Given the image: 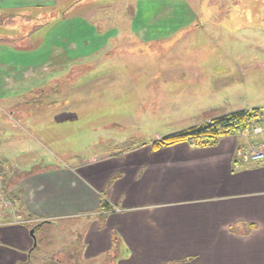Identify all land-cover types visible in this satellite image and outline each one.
Returning a JSON list of instances; mask_svg holds the SVG:
<instances>
[{
    "label": "crops",
    "instance_id": "1",
    "mask_svg": "<svg viewBox=\"0 0 264 264\" xmlns=\"http://www.w3.org/2000/svg\"><path fill=\"white\" fill-rule=\"evenodd\" d=\"M161 2L138 0L133 33L161 28L149 18L166 8ZM59 23L54 36L49 27L50 37L34 48L0 44V194L11 203L0 205V264H37L42 259L32 257L37 245L30 231L45 243V227L69 222L81 231L78 252L86 264L107 257L111 264H264V164L235 167L243 146L238 135L212 147L153 150L165 138L154 131V141L87 159L71 153L65 164L31 134L29 127L52 110L38 112V96H32L53 76L50 48L89 32L78 18ZM93 40L91 48L101 53L111 37L106 32Z\"/></svg>",
    "mask_w": 264,
    "mask_h": 264
},
{
    "label": "rangeland",
    "instance_id": "2",
    "mask_svg": "<svg viewBox=\"0 0 264 264\" xmlns=\"http://www.w3.org/2000/svg\"><path fill=\"white\" fill-rule=\"evenodd\" d=\"M150 1L168 9L149 17L164 26L133 33L138 0H0L1 45L34 48L66 19L89 27L79 39L66 38L70 45H52L53 76L32 95L38 112L52 110L31 134L61 163L71 153L87 159L154 141V131L173 135L209 115L264 111V0ZM106 32L111 40L99 53L90 43ZM45 228V243L34 235L37 264H86L77 222ZM104 259L88 264H111Z\"/></svg>",
    "mask_w": 264,
    "mask_h": 264
},
{
    "label": "trees",
    "instance_id": "3",
    "mask_svg": "<svg viewBox=\"0 0 264 264\" xmlns=\"http://www.w3.org/2000/svg\"><path fill=\"white\" fill-rule=\"evenodd\" d=\"M263 120L264 111L261 109L232 112L169 135L154 142L151 148L158 150L182 143L192 148L212 147L217 145L221 138L238 135L245 128L250 127L252 121L259 123Z\"/></svg>",
    "mask_w": 264,
    "mask_h": 264
},
{
    "label": "built area",
    "instance_id": "4",
    "mask_svg": "<svg viewBox=\"0 0 264 264\" xmlns=\"http://www.w3.org/2000/svg\"><path fill=\"white\" fill-rule=\"evenodd\" d=\"M238 136L243 140V146L236 150L238 162L236 168L246 164H264V120L262 122L252 121L250 127L241 131ZM6 201V202H5ZM4 207L11 205L9 200H5L0 194V205Z\"/></svg>",
    "mask_w": 264,
    "mask_h": 264
},
{
    "label": "water",
    "instance_id": "5",
    "mask_svg": "<svg viewBox=\"0 0 264 264\" xmlns=\"http://www.w3.org/2000/svg\"><path fill=\"white\" fill-rule=\"evenodd\" d=\"M30 236H31L32 238H34V230H31V231H30ZM34 246H35V244H34Z\"/></svg>",
    "mask_w": 264,
    "mask_h": 264
}]
</instances>
